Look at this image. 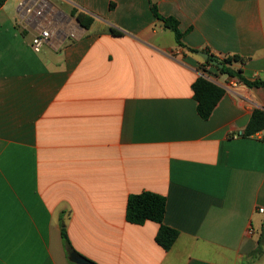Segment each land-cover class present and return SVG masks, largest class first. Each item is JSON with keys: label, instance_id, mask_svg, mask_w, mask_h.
Returning a JSON list of instances; mask_svg holds the SVG:
<instances>
[{"label": "crops", "instance_id": "obj_1", "mask_svg": "<svg viewBox=\"0 0 264 264\" xmlns=\"http://www.w3.org/2000/svg\"><path fill=\"white\" fill-rule=\"evenodd\" d=\"M198 51L264 80V0H0V264H76L62 226L90 264H264V131L235 135L264 87ZM205 72L228 90L202 120L191 85ZM141 192L165 197L169 251L157 223L125 219Z\"/></svg>", "mask_w": 264, "mask_h": 264}, {"label": "trees", "instance_id": "obj_2", "mask_svg": "<svg viewBox=\"0 0 264 264\" xmlns=\"http://www.w3.org/2000/svg\"><path fill=\"white\" fill-rule=\"evenodd\" d=\"M152 10L154 16L163 22V27L173 33L176 44L178 46H183L181 43L182 33L178 29L177 20L173 18L160 17L154 6H152ZM70 15L86 29H88L93 23L92 17L78 12L75 9L71 10ZM109 32L113 36H118L121 34L120 31L112 28L109 29ZM191 50L194 52L193 49ZM215 58L218 59L219 63L222 65L221 68L211 65L208 61H204V63L206 65L213 66L221 74L236 78L239 82L246 85L247 87H264V80L255 79L253 81H248L242 75H240L239 70H233L229 67L232 62H243L244 59H241L236 55L226 56L224 58ZM191 90L193 99L196 102V112L202 120H207L210 117L212 111L225 92L221 86L211 82L202 75H200L192 83ZM261 131H264V110L256 109L252 112L244 130L242 131V135L249 137ZM165 207V197L156 193L141 192L138 194H131L128 196L126 202L125 219L127 222L136 225H141L146 221L157 223L158 230L155 235V242L164 251H169L178 237V232L164 225L163 218L165 214ZM60 235L66 252H73L63 226L60 229ZM262 251H264V224H262V228L257 240V248L254 251V256H260Z\"/></svg>", "mask_w": 264, "mask_h": 264}, {"label": "built area", "instance_id": "obj_3", "mask_svg": "<svg viewBox=\"0 0 264 264\" xmlns=\"http://www.w3.org/2000/svg\"><path fill=\"white\" fill-rule=\"evenodd\" d=\"M23 5V3H21L20 4V6H22ZM38 16H40L41 15V11H37V13H36ZM48 36H49V33H48V31L47 30H42V31H40L39 33H37V34H35L34 36H33V38H32V40H31V49L34 51V52H39L40 51V49H41V47L44 45V43L47 41V38H48ZM202 76H204L205 78H207L208 80H210L211 82H213V83H215V84H217V85H219V86H221L224 90H228L227 89V84L225 85V84H219L218 83V81H217V79H216V77H214L213 75H211V74H209V73H207V72H205V73H202ZM262 132V131H261ZM235 135H238V136H242V132H238L237 134H235ZM234 135V136H235ZM258 212L259 213H264V207H260L259 209H258ZM247 234L249 235V236H251L252 234H253V230L250 228V229H248V231H247Z\"/></svg>", "mask_w": 264, "mask_h": 264}, {"label": "water", "instance_id": "obj_4", "mask_svg": "<svg viewBox=\"0 0 264 264\" xmlns=\"http://www.w3.org/2000/svg\"><path fill=\"white\" fill-rule=\"evenodd\" d=\"M76 23H78L77 20H75ZM196 54L203 59L204 61H208L211 65L218 66L219 68L222 67V65L219 63L218 59H216L214 56H211L209 53L204 51H198ZM68 259L69 261L76 263V264H90L89 261L81 257L75 252L68 253Z\"/></svg>", "mask_w": 264, "mask_h": 264}, {"label": "rangeland", "instance_id": "obj_5", "mask_svg": "<svg viewBox=\"0 0 264 264\" xmlns=\"http://www.w3.org/2000/svg\"><path fill=\"white\" fill-rule=\"evenodd\" d=\"M167 33H168V35H169V36H171V35H172V34H171V32H169V31H168ZM172 38H173V37H172Z\"/></svg>", "mask_w": 264, "mask_h": 264}]
</instances>
